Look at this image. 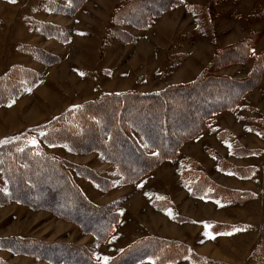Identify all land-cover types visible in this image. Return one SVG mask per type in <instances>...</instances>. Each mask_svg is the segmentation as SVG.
<instances>
[{
	"label": "rangeland",
	"instance_id": "rangeland-1",
	"mask_svg": "<svg viewBox=\"0 0 264 264\" xmlns=\"http://www.w3.org/2000/svg\"><path fill=\"white\" fill-rule=\"evenodd\" d=\"M116 1L91 0L70 14L50 9L62 0H0V83L11 86L0 100V188L9 196L0 201V259L8 264H73L57 261L77 252L85 255L87 264H157V253L140 255L145 247L142 240L156 237L189 248V253L170 251L172 256L182 253L166 264H256L255 250L264 237V74L256 78L252 71L258 66V56H264V0H184L183 6L163 14L149 29L111 25L114 15L110 12ZM47 24L54 26L51 33L56 37L48 35ZM117 31L137 39L127 42L115 34L109 36ZM246 40L253 43V53L244 64L218 65L221 61L225 64L222 50ZM55 56L60 60H52ZM212 62L208 75L254 84L240 97L235 110L213 116L208 128L185 142L174 160L162 162L136 182H128L103 149H88L110 142L109 136L116 131L109 126H95L84 119L86 115L70 117L78 126L68 128L85 131V138L80 136L88 146L80 149L43 137L69 110L111 99L115 103L132 93L136 97L170 86L188 88ZM24 70L36 78L32 73L33 78L21 75ZM31 79V87H23L22 80ZM219 88L220 99L234 93ZM193 90L166 94L178 103L164 111L169 118V126L164 128L171 136L181 133V125H173L177 113L188 122L202 111L196 104L206 98L205 92L200 96L187 93ZM100 107H93L91 114H100ZM135 112L131 110L129 117ZM152 115L154 118L146 116L140 124L163 116V112ZM120 129L125 131L123 137L142 140L136 127ZM19 138L23 150L26 142L39 145L56 159L70 175L71 189H76L69 190V197L61 195L63 181L55 174H45L35 184L39 189L36 199L41 193L43 198L50 194L70 202L75 194L90 203L94 212L99 211L102 220L94 221L87 214L93 223L82 226L80 221L59 217L50 207H32L15 200L4 170L15 165V172L24 175L27 163L21 161L20 166L9 157L12 154H4L15 149ZM121 150L123 157L130 152L125 147ZM197 167L209 178V189L203 190L212 194L211 187H217V198L195 196L181 184V180L192 182L194 175L187 179L185 173L191 169L199 172ZM12 238L42 243L56 256L15 254L3 246ZM191 252L203 257L202 262H193Z\"/></svg>",
	"mask_w": 264,
	"mask_h": 264
},
{
	"label": "trees",
	"instance_id": "trees-1",
	"mask_svg": "<svg viewBox=\"0 0 264 264\" xmlns=\"http://www.w3.org/2000/svg\"><path fill=\"white\" fill-rule=\"evenodd\" d=\"M63 3H54L52 6H50V9L53 11L58 12H64V13H70L73 14L79 10L89 1V0H62ZM186 2L184 0H119L116 8L113 10L112 14L114 17H112L110 24H116V25H133L136 28H147L149 29L151 25L155 23L156 20H158L160 17L163 16L166 12H170L171 10H174L176 8H179L183 6ZM210 5H213L215 7V4L212 3ZM212 10H207V12L210 13ZM213 13V12H212ZM210 13V14H212ZM216 19V18H215ZM212 21V19H211ZM213 24V22H212ZM54 26L51 24H47V32L48 35L51 37H56L55 34H52L51 32H54ZM111 34H115L114 36L120 37L123 41L127 42H134L137 37L133 34L127 33L126 31H117L116 33L110 32L109 36ZM110 38V37H108ZM253 44V43H252ZM251 42L246 40L242 44H239L237 46L233 45L231 47H228L227 50H222L220 52V57H224L226 60L224 61L225 64H222V61L219 66L229 65L227 63H230L231 65H234L236 63H245L249 57H251V54L253 53V46ZM218 56V55H217ZM219 57V56H218ZM46 60H50V58L47 56L45 58ZM52 60L58 61L60 60L58 57L52 58ZM222 60V59H221ZM234 63V64H233ZM256 63L258 64L257 67L254 68L252 71L255 74V77L258 78L259 76H263L264 74V56L259 55L258 59L256 60ZM214 65V62L210 63L208 66V70H205L201 76L195 80L194 82L188 84V88H186V85H177V86H170L164 91H159L155 93H149V94H138L140 96L139 98L133 97L132 94H128L127 99L118 101L116 100L115 103L113 99L110 101H100L95 102L93 104H85L79 107H76L74 110H69L67 113H65L60 118H57L56 125L57 126H49V128L45 131L46 133L43 134V137L45 140L48 141H57V142H64L71 146L72 148H85L88 145L84 142V140L81 138L80 135H82L84 138L85 131L81 133V131H75L72 128H68L69 126H75L77 127L78 124L72 123L73 120L69 119L70 117H84L85 120L89 123H94L93 125L96 126H103L108 127L111 130H115V134L111 133V136H109L110 142L108 144L104 145L102 143H99L100 145L91 146L88 149H103L105 157L109 160L110 163H115L117 165L118 172L124 176L125 179L128 180V182H136L142 177L150 175L156 168L159 167V165L162 162H167L168 160H174L175 157L178 155L180 148L184 145L185 142L191 141L193 138L197 137V134L200 131H203L208 128L209 123L211 122V119L216 114H219L220 112L226 111V110H232L236 108V103L242 97V95L252 87V84H254V81L251 83L244 80H233L231 78H217L216 76H210L208 75L209 71L212 69V66ZM224 66V67H226ZM26 72V70H24ZM20 72L21 75L29 76L33 78V75L36 78V75L33 72H26L24 73ZM251 72V73H252ZM31 73L33 75H31ZM20 75V76H21ZM7 82V81H6ZM20 82V81H19ZM21 84L25 88H30L33 84L32 79L27 82L26 80H22ZM219 89L222 90H230L234 92L231 96H228L226 98L220 99V93L218 91ZM172 89V92H170V89ZM197 89L196 91L193 90L187 91L188 94L192 93L195 96L202 95V92L206 95L205 99L200 100V103H197L196 105H200L201 113H199L194 120H189L186 122L183 114L180 115L177 113V117L173 118V125L176 126L178 124L181 125V133L177 134V136H171L173 134H170L169 131H166V128L169 126L167 125V118L164 111L174 106L173 104H178L177 102L173 101L170 96H166V94H181L184 90L189 89ZM11 89V86L8 83L2 82L0 83V100H2V95L5 94L7 90ZM2 90V92H1ZM177 91V93H176ZM119 96V95H118ZM124 97V95H120ZM129 98V99H128ZM142 99V100H141ZM1 102V101H0ZM185 104V103H183ZM187 104V103H186ZM191 104V103H189ZM99 112L100 114H96V117L91 114V109L95 106H100ZM180 105H182L180 103ZM202 105V106H201ZM105 109L107 112H105ZM199 108H196L195 110H198ZM130 110V111H129ZM131 110H136L134 117H129L128 113L131 114ZM158 112L159 114L163 112V116H159L153 120H145L142 125L141 120H143L146 116L153 117V113ZM109 116V117H108ZM154 118V117H153ZM157 120V121H156ZM169 120V118H168ZM182 121V123H180ZM183 121H185L183 123ZM115 122V125L113 126L110 123ZM125 125H130L131 127H136L140 134L142 135V140H133L135 139L133 136H124L123 133L125 131L123 129H120L121 127ZM171 125V124H170ZM190 125V126H189ZM67 126V127H65ZM166 126V128H164ZM189 126V127H187ZM120 127V128H119ZM120 129V130H119ZM165 129V131H163ZM119 130V131H118ZM81 133V134H80ZM98 138V137H97ZM122 139L124 140V143L122 144ZM14 150H9L11 152H7L4 155L12 154V156L15 159L14 163H18L20 166L23 165L21 161H26L27 163V169L24 172V175H21V173L18 171L15 172V165L11 167L10 165L7 167L6 170H4L6 174V178L8 182H10L13 186V198L21 203L27 204L32 207H42L47 209V207H50L53 213H57V215L61 218L67 219V220H77L82 223L81 225H89L88 223H91L92 220L99 219L100 213L94 212L91 208V204L88 203L85 199V202H82L77 198L74 194L72 195V198H70V202H67L66 199H58L57 197H51L50 194H45L43 198V195L40 193L37 197L39 199H36L37 192L35 184L40 179H43V175L45 174H55L57 176V179L59 181H63V184L59 187L61 192L59 194H67V197L70 196L71 192L69 190H76L71 189V184L73 185L71 181V177L68 173H66L63 168L60 166L59 162L56 159H53V157L49 154H47L41 146L34 145V144H28L27 142L24 144L25 149L23 150L21 148L22 140L19 138L17 141L14 142ZM122 147L129 148L130 152L128 151L126 155H129L128 157L125 155L123 157L122 153L123 151H120V148ZM87 149V148H86ZM243 149L239 147V150ZM29 159V160H28ZM55 160V161H54ZM29 161L31 163H29ZM57 161V162H56ZM49 164H48V163ZM11 163V162H8ZM43 163H46L47 165H43ZM198 169H201L197 167ZM13 172H15L13 174ZM187 176V179L190 177L189 175H194V179L192 182H186L181 180V184L185 186L187 189L192 190L191 193H194L195 196L203 197L204 199L208 198H217L215 197V190L214 188L217 187H211L213 189L212 194L211 191L207 190L204 191L208 185L206 180L208 176H205V173L203 170H199V172H194L193 169L191 171H187L185 173ZM14 175V176H13ZM90 175V174H89ZM26 176V177H25ZM201 178V179H200ZM29 179L32 181L30 182L31 186H27L29 183ZM54 179H56L54 177ZM200 179V180H199ZM98 180L99 179H95ZM53 181V179L51 180ZM210 181V180H209ZM110 182V181H109ZM202 182V183H200ZM102 184H106L104 182H101ZM108 183V182H107ZM206 185V186H205ZM108 186V185H107ZM18 187V190L16 189ZM33 189V190H32ZM42 191V190H41ZM70 193V194H69ZM222 193V192H220ZM246 194V193H243ZM251 195V194H250ZM50 196V197H48ZM42 197V198H41ZM9 196H6L0 188V201H4L8 199ZM84 198L83 195L81 196V199ZM228 198L237 199V196H230ZM228 198H222L223 200H226ZM245 198V196H244ZM211 200V199H210ZM245 200V199H244ZM238 202V201H236ZM57 208V210H56ZM105 211V209H104ZM87 214H89L92 218L87 219ZM103 217H101L102 220ZM117 220V219H116ZM93 223V222H92ZM95 225V224H94ZM91 225V226H94ZM219 225V224H215ZM213 227V225H212ZM212 229V228H211ZM6 244L3 245L4 247L7 246V248H10L11 251H14L15 254H25V255H35L37 257H44L47 256H56L55 254H49V249L44 244H38L37 241L26 242V239L23 238H12V239H6ZM27 243L29 244V247H27ZM140 243V242H139ZM145 247H143V244L141 246L140 255L143 254V257L146 255H152L154 253H157V264H166L169 262L176 261V258L179 254L182 252H178L177 255H171L170 251H175L176 249H182L185 253L189 248L185 247L184 245L175 242V241H168V240H162L156 237H149L142 240V242ZM146 244H149L151 246H146ZM9 246V247H8ZM6 248V247H5ZM32 248V250L28 249ZM177 251V250H176ZM61 252V251H60ZM256 264H264V237L262 240L257 244L256 247ZM50 255V256H49ZM85 256V255H84ZM83 255L80 253L75 252L72 257H62L61 260H58L57 262L67 261L69 263L73 264H87L86 259ZM189 258L195 262V263H201L204 259L203 257H199L192 252L189 254ZM52 261L54 259L50 258ZM60 259V258H59ZM142 259V258H141ZM56 262V260H54ZM0 264H8L2 259H0ZM89 264H92L91 262Z\"/></svg>",
	"mask_w": 264,
	"mask_h": 264
},
{
	"label": "crops",
	"instance_id": "crops-1",
	"mask_svg": "<svg viewBox=\"0 0 264 264\" xmlns=\"http://www.w3.org/2000/svg\"><path fill=\"white\" fill-rule=\"evenodd\" d=\"M90 1H91V0H89L87 3H89ZM118 2H119V0H117L116 3L114 4V6H113V8H112V10H111V12H110V14H111V13L113 12V10L116 8ZM87 3H86V4H87ZM86 4H85L82 8H84V7L86 6Z\"/></svg>",
	"mask_w": 264,
	"mask_h": 264
},
{
	"label": "snow or ice",
	"instance_id": "snow-or-ice-1",
	"mask_svg": "<svg viewBox=\"0 0 264 264\" xmlns=\"http://www.w3.org/2000/svg\"><path fill=\"white\" fill-rule=\"evenodd\" d=\"M10 2H15V0H10ZM208 235H211L210 233ZM214 238V237H213Z\"/></svg>",
	"mask_w": 264,
	"mask_h": 264
}]
</instances>
